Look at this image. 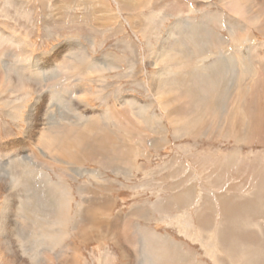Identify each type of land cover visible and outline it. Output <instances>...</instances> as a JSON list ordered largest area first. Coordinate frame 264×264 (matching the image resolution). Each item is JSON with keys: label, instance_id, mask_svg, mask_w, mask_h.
<instances>
[{"label": "rangeland", "instance_id": "obj_1", "mask_svg": "<svg viewBox=\"0 0 264 264\" xmlns=\"http://www.w3.org/2000/svg\"><path fill=\"white\" fill-rule=\"evenodd\" d=\"M231 2L0 0V25L22 41L30 58L42 60L43 68L61 63L72 40L90 59L120 66L83 80L91 87L88 114L110 108L113 118L101 125L110 136L105 157L91 155L70 165L72 171L38 153L26 138L35 95L9 104L0 98V166L24 153L53 180L67 181L73 211L81 203L109 213L101 226L106 236L70 239L72 264H124L121 249L129 264H142L149 234L170 237L199 263L264 264V130L249 119L264 106V0H255L257 6ZM177 20L181 26L172 28ZM229 23L235 29L230 31ZM176 39L173 53L183 61L169 65L166 87H158L155 78L166 63L156 57ZM14 55L11 49L3 60L15 63ZM157 89L164 93L156 96ZM129 96L149 106L142 119L137 106H117ZM60 112L67 118L59 102L51 114L40 107L35 122L62 123ZM184 121H194L190 131L181 128ZM30 130L31 138L38 135ZM112 150L118 154L113 160ZM0 177L1 216L7 177ZM81 218L83 227L90 225L85 213L75 219ZM13 242L8 233L0 235V264H14L7 254ZM56 261L45 253L40 264Z\"/></svg>", "mask_w": 264, "mask_h": 264}, {"label": "bare ground", "instance_id": "obj_2", "mask_svg": "<svg viewBox=\"0 0 264 264\" xmlns=\"http://www.w3.org/2000/svg\"><path fill=\"white\" fill-rule=\"evenodd\" d=\"M18 1L21 3L23 0ZM199 1L207 2L208 0ZM238 1L240 0H233L231 3L238 5ZM244 1L257 6L255 0ZM245 2L243 4H246ZM123 4L121 5L124 6ZM247 20L249 21V19ZM181 22L183 21L177 20L172 28L181 26ZM229 24L230 31L235 29V24ZM176 46H178L177 39L170 45L162 46L160 54L156 57V60L166 63L163 71L159 72L155 78L158 87L160 85L166 87V83L163 81L166 78L163 77L168 76L169 65L173 62L181 64L183 61V58L179 57L180 55L173 53V47ZM11 49L14 51L16 60L15 63L9 65L3 60V56ZM68 49V55L60 59L61 63H51L49 68H43L40 65L42 60L30 58L24 51L22 41L7 32L2 24L0 25V98L4 95L6 104L10 99L19 101L26 95H35L34 104L30 107V116L33 117V120H29L26 138L30 140L28 142H31L38 153L49 154L55 164L64 166L62 168L66 171H72L70 165H79L81 161L89 160V157L92 159L91 155L93 159L105 157L106 147L109 146L106 141L110 139V136L105 129H102L101 125L103 122L106 125L113 118H111L112 109L110 108L102 112L93 110L88 114V105L85 106V99L90 95L91 87L83 85V80H90L94 76L100 77L104 72L117 70L120 66L109 59L103 61L90 59L87 50L76 40L69 42ZM24 58L28 63L26 67L23 65ZM203 70L210 74L217 72H214V67L211 69L206 67ZM212 77L214 78V76ZM156 92V96L164 93L161 90L159 92L158 89ZM188 92L192 96L195 94L200 96L199 91L197 93L195 90H188ZM58 102L62 104L66 112H69L67 118L62 112L59 113L64 117L61 120L62 123H49L48 120L49 125H39L35 122V118L38 116L37 110L40 107H45V114H51ZM141 104L136 98L129 96L121 97L117 106L122 108L126 106L130 110L137 106V114L142 119L149 106ZM261 108L256 109L252 113L254 116L251 114L253 118L249 116V119L250 124L257 122L263 131L264 106ZM186 118V121L189 122L190 118ZM187 122L184 121L181 128L190 131L194 121ZM32 128L38 130L36 133L38 135H33L31 138L30 129ZM112 144L111 142L110 145ZM17 146L22 147V144H17ZM19 154L9 159L6 168L0 166V174L7 177L4 207L0 216V235L5 238V233H8L11 241L14 239V245L10 246L7 254L15 257L12 261L14 264H21L20 259H26L29 264H40L45 253L54 256L58 264H72L75 258L73 247L68 244L70 239L86 240L91 233L101 237L106 236L102 232L101 226L107 224V219H110L109 213L101 208L87 210V207L81 203H77V208L73 211L74 197L67 181L60 176L53 180L48 171L38 169L29 157L24 156V153L21 156ZM116 154L112 150V156L109 159L115 157ZM78 171L79 174L85 172L82 169H78ZM82 213L86 214L90 225L83 227L81 225L82 218L81 221L75 219L81 217ZM145 238L147 243L143 245L146 251L142 264H170L169 261L173 258L176 259L177 264H203L199 263L193 254L183 251L181 246L168 236L149 234V237ZM121 253L125 261L124 264H129V256L125 249H121Z\"/></svg>", "mask_w": 264, "mask_h": 264}]
</instances>
